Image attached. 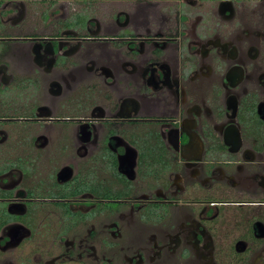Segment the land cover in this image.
Returning a JSON list of instances; mask_svg holds the SVG:
<instances>
[{
  "label": "flooded vegetation",
  "instance_id": "1",
  "mask_svg": "<svg viewBox=\"0 0 264 264\" xmlns=\"http://www.w3.org/2000/svg\"><path fill=\"white\" fill-rule=\"evenodd\" d=\"M0 264H264V0H0Z\"/></svg>",
  "mask_w": 264,
  "mask_h": 264
},
{
  "label": "rangeland",
  "instance_id": "2",
  "mask_svg": "<svg viewBox=\"0 0 264 264\" xmlns=\"http://www.w3.org/2000/svg\"><path fill=\"white\" fill-rule=\"evenodd\" d=\"M99 7L102 8V6H99ZM101 11H102V9H101ZM101 11H100V12H101Z\"/></svg>",
  "mask_w": 264,
  "mask_h": 264
},
{
  "label": "crops",
  "instance_id": "3",
  "mask_svg": "<svg viewBox=\"0 0 264 264\" xmlns=\"http://www.w3.org/2000/svg\"><path fill=\"white\" fill-rule=\"evenodd\" d=\"M7 1V0H6Z\"/></svg>",
  "mask_w": 264,
  "mask_h": 264
}]
</instances>
